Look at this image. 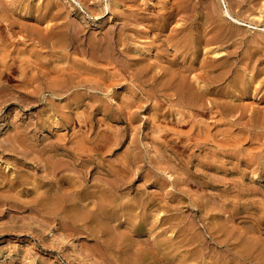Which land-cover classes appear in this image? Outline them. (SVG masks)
Returning <instances> with one entry per match:
<instances>
[{
  "label": "rangeland",
  "instance_id": "obj_1",
  "mask_svg": "<svg viewBox=\"0 0 264 264\" xmlns=\"http://www.w3.org/2000/svg\"><path fill=\"white\" fill-rule=\"evenodd\" d=\"M263 28L264 0H0V264H264Z\"/></svg>",
  "mask_w": 264,
  "mask_h": 264
},
{
  "label": "bare ground",
  "instance_id": "obj_2",
  "mask_svg": "<svg viewBox=\"0 0 264 264\" xmlns=\"http://www.w3.org/2000/svg\"><path fill=\"white\" fill-rule=\"evenodd\" d=\"M175 1V0H174ZM224 4H225V6L223 7V10H222V12L225 14V21H229L227 24H229V23H233V24H239V25H241V26H243V25H247L249 28H253V29H258V27L257 26H253V25H251V24H249L248 22H246V21H243V19L241 20L240 18H238V17H235L231 12H230V10L228 9V7H227V5H226V3L224 2ZM213 12H214V10H213ZM217 12V11H216ZM208 13H206V15H207ZM217 14H220V13H218L217 12ZM216 14V15H217ZM214 16V15H213ZM218 16V15H217ZM209 17V16H208ZM261 18V17H260ZM218 19V18H217ZM213 20V19H212ZM211 20V22H213ZM223 20V19H222ZM220 21V23L221 22H223V21ZM208 22V21H207ZM218 22V21H217ZM217 22H215V23H217ZM214 24V23H213ZM225 24V23H224ZM219 25V24H218ZM212 26V25H211ZM226 26V25H225ZM228 26H230V25H228ZM241 26H239V27H241ZM74 27V26H73ZM84 27V26H83ZM213 27V26H212ZM217 27V26H216ZM260 28V27H259ZM229 29V28H228ZM264 29V28H263ZM263 29H262V31H263ZM84 30V29H83ZM248 30V29H247ZM260 30V29H259ZM229 31V30H228ZM200 32V31H199ZM255 32V31H254ZM229 33L227 32V29L224 27V26H221V27H218V28H216V30H214V32L212 33V34H210V32H208V30H203V32H200V33H195L194 35H193V37H191V39L192 40H190V41H193V43H192V45L190 44L189 46L191 47L192 46V49H193V51L195 52V53H199V52H202V54H203V50H202V48H203V46H202V43H203V45H204V42H202V40H203V38H204V41H205V39L207 38V40H209V41H211V42H218L219 40H221L222 38H225V36H227ZM191 35V34H190ZM95 36V35H94ZM99 36V35H98ZM109 37V36H108ZM237 37V36H236ZM244 38V37H243ZM255 38V37H254ZM187 39H188V37H187ZM187 39H186V41H187ZM228 39V38H227ZM54 40V39H53ZM58 40V39H57ZM146 40V39H145ZM188 40V42H190ZM251 40V39H250ZM254 40V39H253ZM230 41V40H229ZM89 42V41H88ZM187 43V42H186ZM38 44V43H37ZM100 44V43H99ZM92 45V44H91ZM186 45V44H185ZM243 45V44H242ZM241 45V46H242ZM109 46V45H108ZM188 46V47H189ZM210 46V45H209ZM212 46H213V44H212ZM87 47V46H86ZM186 46H184V48H185ZM208 47V46H207ZM108 48V47H107ZM144 48V47H143ZM213 48H214V46H213ZM211 49L210 51H211V54H212V56L214 57V61H215V64L213 65V66H211V67H213L214 69H212L213 70V73H211V75H212V77H213V79H214V76H213V74H215V73H222L223 72V67H222V65H221V62H219V61H221L220 60V58H221V56L222 55H224V54H221V51L220 50H218L217 48H214V49ZM103 49V48H102ZM191 49V48H190ZM221 49V48H220ZM206 50V49H205ZM205 50H204V52H205ZM143 51V50H142ZM141 51V52H142ZM146 51V50H145ZM187 51H189V49L187 50ZM192 51V50H191ZM84 52V51H83ZM117 52V51H116ZM150 52V51H149ZM148 52V53H149ZM190 52V51H189ZM108 53V52H107ZM145 53V52H144ZM143 53V54H144ZM151 53V52H150ZM163 53V52H162ZM178 53V52H177ZM194 53V54H195ZM210 53V52H209ZM83 54V53H82ZM123 54V53H122ZM154 54V53H153ZM152 54V55H153ZM179 54V53H178ZM177 54V55H178ZM190 54V53H189ZM192 54H193V52H192ZM107 55V54H106ZM151 55V56H152ZM161 55V54H160ZM176 55V56H177ZM206 55V54H205ZM207 55H208V52H207ZM228 55V54H227ZM226 55V56H227ZM112 56V55H111ZM163 55H161V57H162ZM192 56V55H191ZM197 56V55H196ZM196 56L194 57V58H196ZM211 56V55H210ZM230 56H232V55H230ZM213 57H212V59H213ZM225 57V56H224ZM223 57V58H224ZM93 58V57H92ZM193 57H192V59H194ZM38 59V58H37ZM138 59V58H137ZM198 59V58H197ZM225 59V58H224ZM5 60V59H4ZM15 60H16V58H15ZM14 60V61H15ZM115 60V59H114ZM118 60V59H117ZM127 60V59H126ZM150 60V59H149ZM204 60V59H203ZM5 61H7V60H5ZM10 62L12 61V59L11 60H9ZM13 61V62H14ZM128 61V60H127ZM147 61V60H146ZM152 61V60H151ZM177 61V60H176ZM193 61L194 60H192V64H193ZM230 61V60H229ZM195 62H197V61H195ZM235 62V61H234ZM149 63V62H148ZM229 63V62H228ZM6 68H12V66L11 65H9L8 66V63L6 62ZM14 64V63H13ZM124 64V63H123ZM150 64H151V62H150ZM173 64V63H172ZM176 64V63H175ZM191 64V63H190ZM192 64H191V66H192ZM196 64V63H195ZM236 64V63H235ZM234 64V65H235ZM34 65V64H33ZM183 66V65H182ZM189 66V65H188ZM188 66H187V69H188V71H189V68H188ZM191 66H189L190 67V70H191ZM193 66L195 67V65L193 64ZM192 66V67H193ZM224 66H225V64H224ZM233 66V65H232ZM243 66H245V65H243ZM4 67V66H3ZM1 68V69H4V68ZM16 67V66H15ZM126 67V66H125ZM10 69H8L9 71H10ZM125 69V68H124ZM128 69V68H127ZM186 69V70H187ZM197 70L199 69V67L198 68H196ZM225 69V68H224ZM7 70V71H8ZM19 70V69H18ZM17 70V71H18ZM23 70H24V68H23ZM22 70V71H23ZM87 70V69H86ZM195 70V69H194ZM14 71V70H13ZM21 71V72H22ZM26 71V74H27V70H25ZM132 71V70H131ZM184 71V70H183ZM191 71H193V70H191ZM202 71V70H201ZM6 72V71H5ZM195 72V71H194ZM200 72V71H199ZM230 72V71H229ZM228 72V73H229ZM0 73H2V75H3V70H0ZM197 73V75H198V72H196ZM209 73V74H210ZM237 73V72H236ZM239 73H240V71H239ZM128 74V73H127ZM202 74H204V72L202 73ZM189 75V74H188ZM227 75H229V74H226V76ZM239 75H242V73L241 74H239ZM21 76H22V74H21ZM199 76V75H198ZM250 76V75H249ZM252 76V75H251ZM24 77V76H23ZM26 77V76H25ZM151 77V76H150ZM149 77V78H150ZM193 77V76H192ZM205 77H207V75H205ZM211 77V78H212ZM228 77V76H227ZM235 77V76H234ZM241 78H242V76H240ZM189 78V77H188ZM194 78V77H193ZM199 78V77H198ZM226 78V77H225ZM236 78H238V77H236ZM18 79V78H17ZM195 79V78H194ZM227 79V78H226ZM240 79V78H239ZM244 79V78H243ZM242 79V81H244ZM34 80V79H33ZM192 80V79H191ZM212 80V79H211ZM218 80V79H217ZM220 80H223V79H220ZM224 81V80H223ZM257 81V80H256ZM192 82V81H191ZM193 82H195V80L193 81ZM196 82H197V80H196ZM233 82H234V80H233ZM201 83V82H200ZM199 83V84H200ZM196 86H198V83L197 84H195ZM201 86L200 87H202V84H200ZM39 86H40V84H39ZM199 87V86H198ZM198 87H197V89H198ZM200 87H199V89H200ZM5 89V88H4ZM23 90V89H22ZM243 90V89H242ZM160 92V91H159ZM201 92V91H200ZM246 92V91H245ZM29 93V92H28ZM202 93V92H201ZM185 95H187L188 96V98L189 99H191V100H199V94L197 93V91L195 90V89H193V88H186V90H185ZM164 96H166V95H164ZM170 96V95H169ZM256 96V95H255ZM243 97V96H242ZM186 100V99H185ZM245 101V100H244ZM88 102V101H87ZM188 102H190V101H188ZM249 102V101H248ZM184 103V102H183ZM190 104V103H189ZM252 104V103H251ZM190 105H192V104H190ZM198 106V105H197ZM197 108V107H196ZM200 108V107H199ZM204 109V108H203ZM239 109V108H238ZM240 112V111H239ZM259 114V113H258ZM82 142V141H81ZM80 143V142H79ZM48 144V143H47ZM53 145V144H52ZM47 147V146H46ZM22 155V154H21ZM18 156V155H17ZM64 157V156H63ZM76 161V160H75ZM60 162V161H59ZM56 163V162H55ZM54 163V164H55ZM69 164V163H68ZM75 164V163H74ZM45 165H47V164H45ZM49 165V164H48ZM66 165V164H65ZM50 166V165H49ZM51 167V166H50ZM59 168H61L60 166L58 167V169ZM56 170H57V167H56ZM71 170V169H70ZM54 172H56V171H54ZM57 172H58V170H57ZM45 173V172H44ZM59 173V172H58ZM55 175V174H54ZM101 179V178H100ZM104 181V180H103ZM56 189V188H55ZM118 192V191H117ZM53 196V195H52ZM54 199V198H53ZM56 203V202H55Z\"/></svg>",
  "mask_w": 264,
  "mask_h": 264
}]
</instances>
